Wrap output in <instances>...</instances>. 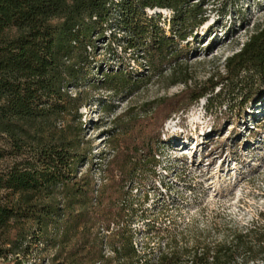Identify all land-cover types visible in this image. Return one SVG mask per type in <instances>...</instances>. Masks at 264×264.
I'll return each mask as SVG.
<instances>
[{
	"label": "trees",
	"instance_id": "16d2710c",
	"mask_svg": "<svg viewBox=\"0 0 264 264\" xmlns=\"http://www.w3.org/2000/svg\"><path fill=\"white\" fill-rule=\"evenodd\" d=\"M192 1L0 0V264H32L45 250L53 251L48 264L264 261V225L208 241L165 226L166 205L156 215V205L146 208L163 124L208 90L187 88L124 122L98 161L77 123L81 101L70 90L87 81L97 41L140 52L151 73L175 72L180 43L204 22V0ZM155 9L171 11L170 35L146 15ZM224 68L228 87L246 101L259 97L264 28ZM102 77L101 88L116 94L134 86L121 71Z\"/></svg>",
	"mask_w": 264,
	"mask_h": 264
},
{
	"label": "rangeland",
	"instance_id": "374dc122",
	"mask_svg": "<svg viewBox=\"0 0 264 264\" xmlns=\"http://www.w3.org/2000/svg\"><path fill=\"white\" fill-rule=\"evenodd\" d=\"M201 9L204 22L180 43L175 72L164 66L151 73L140 52L124 51L116 43L109 48L106 39L99 40L87 81L70 93H79L77 123L98 161L124 122L149 116L156 102L187 88L208 90L163 124L156 188L148 191L146 208L156 205V215L157 208L166 205L170 216L162 219L165 226L220 241L253 224L264 225V91L246 101L225 84L224 68L227 58L264 28V0H204ZM145 12L157 17L170 35V10ZM117 71L129 74L134 86L117 94L102 89V76ZM143 222L135 221L134 229L143 228ZM52 254V250L40 252L30 263L48 264Z\"/></svg>",
	"mask_w": 264,
	"mask_h": 264
},
{
	"label": "bare ground",
	"instance_id": "6f19581e",
	"mask_svg": "<svg viewBox=\"0 0 264 264\" xmlns=\"http://www.w3.org/2000/svg\"><path fill=\"white\" fill-rule=\"evenodd\" d=\"M155 10H161V9H155Z\"/></svg>",
	"mask_w": 264,
	"mask_h": 264
}]
</instances>
